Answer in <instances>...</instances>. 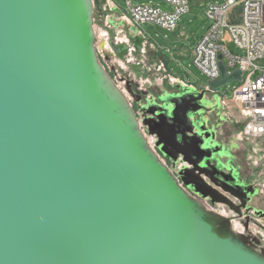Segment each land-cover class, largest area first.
Listing matches in <instances>:
<instances>
[{
	"label": "water",
	"instance_id": "1",
	"mask_svg": "<svg viewBox=\"0 0 264 264\" xmlns=\"http://www.w3.org/2000/svg\"><path fill=\"white\" fill-rule=\"evenodd\" d=\"M92 40L89 0H0V264H264L145 147ZM218 67L211 94L241 81Z\"/></svg>",
	"mask_w": 264,
	"mask_h": 264
},
{
	"label": "rangeland",
	"instance_id": "2",
	"mask_svg": "<svg viewBox=\"0 0 264 264\" xmlns=\"http://www.w3.org/2000/svg\"><path fill=\"white\" fill-rule=\"evenodd\" d=\"M111 1L125 12V0ZM209 1L222 4L227 0ZM89 2L92 48L96 62L106 82L125 102L145 147L195 203L204 211L224 219L226 205L212 201L217 204L213 206L211 201L209 202L210 199L206 195L207 187L196 181L194 176H189V165L176 158L163 157L167 151L161 145L160 138L164 131L163 140L169 143L170 150L179 151V143L174 138V126L167 124L173 123L170 118L175 121V117H170L171 108L164 99L165 96L182 95L185 92L182 83L187 87L199 88L205 86L208 81L191 60L194 44L211 24L206 12L190 5V10L179 18L173 31L148 23L138 29L129 19L115 12L108 4V0ZM148 2L158 5L163 11L170 10L162 0H131L134 6L150 5ZM227 48L233 54L243 55L231 42H228ZM256 65L264 67V61L256 62ZM240 84L233 81L214 93L215 102H219L218 98L228 101L224 105L220 103L226 114H231L235 110L232 91ZM224 126L225 134L221 139L229 152L225 151V156L222 154L217 158L224 163H228L232 158L242 172L243 182L246 180L258 182L259 193L252 203L264 214V139L258 141L242 139L241 143L239 141L241 123L234 116L230 117ZM187 187L191 188L192 192L188 191ZM218 190L222 195L228 196L226 192ZM233 226H237L236 222Z\"/></svg>",
	"mask_w": 264,
	"mask_h": 264
},
{
	"label": "built area",
	"instance_id": "3",
	"mask_svg": "<svg viewBox=\"0 0 264 264\" xmlns=\"http://www.w3.org/2000/svg\"><path fill=\"white\" fill-rule=\"evenodd\" d=\"M170 7L163 11L152 5L133 6L125 0L129 20L139 29L143 24H153L173 31L181 16L189 11L187 0H163ZM206 16L210 26L194 45L192 63L207 77H220L219 57L230 74L241 71L240 86L232 91V100L239 105L242 119L240 139L258 141L264 139V67L256 62L264 61V0H227L222 4H209ZM231 42L242 51L231 53ZM221 104L228 101L218 98Z\"/></svg>",
	"mask_w": 264,
	"mask_h": 264
},
{
	"label": "flooded vegetation",
	"instance_id": "4",
	"mask_svg": "<svg viewBox=\"0 0 264 264\" xmlns=\"http://www.w3.org/2000/svg\"><path fill=\"white\" fill-rule=\"evenodd\" d=\"M184 87L182 95L169 94L164 98L171 108L170 117H175V121L170 118L173 123L167 124L174 126L179 151L170 150L169 143L163 140V131L161 145L167 151L163 157L176 158L189 165V176H194L207 187L209 202L213 206L217 204L212 201L226 205L224 219L229 221L232 232L244 237L251 247L264 252V214L252 203L259 193L258 182H243L242 172L232 158L228 163L217 158L225 151L229 152L221 139L227 124L222 117V105L220 101L219 105L214 101V94L206 92L205 86ZM239 141L243 142L242 139ZM187 189L192 192L191 188ZM218 189L228 196L222 195ZM235 222L237 226H233Z\"/></svg>",
	"mask_w": 264,
	"mask_h": 264
},
{
	"label": "crops",
	"instance_id": "5",
	"mask_svg": "<svg viewBox=\"0 0 264 264\" xmlns=\"http://www.w3.org/2000/svg\"><path fill=\"white\" fill-rule=\"evenodd\" d=\"M163 1V0H162ZM187 2H188V6H189V10H190V5H192L194 8H198L200 11H202V12H206V8H207V6L209 5V4H220V3H213V2H211V1H209V0H187ZM226 2V1H225ZM150 5H152V6H154V7H158V5H154V4H152L151 2H148ZM147 3V4H148ZM108 4L110 5V7H112V9L115 11V12H117V13H119V14H121V15H123L124 16V18L125 19H129L128 18V13H127V10L125 9V12H123V11H121L119 8H117L113 3H112V1L111 0H108ZM132 4V3H131ZM134 6V5H133ZM135 6H140V4L139 5H135ZM159 8V7H158ZM188 13V12H187ZM208 28V27H207ZM207 28H206V30H207ZM205 30V31H206ZM205 31H204V33H205ZM199 41V40H198ZM197 41V42H198ZM195 45V44H194ZM194 47V46H193ZM192 50H193V48H192ZM191 53H192V51H191ZM179 83H182V82H180V81H178ZM182 85L183 86H187L186 84H184V83H182ZM236 106H235V110H233V112H231V114H226V110L222 107V117H223V119H226V121L228 122L229 120H230V117H232V116H234V117H236L237 118V120L242 124V119L239 117V114H238V108H239V105L238 104H235Z\"/></svg>",
	"mask_w": 264,
	"mask_h": 264
}]
</instances>
